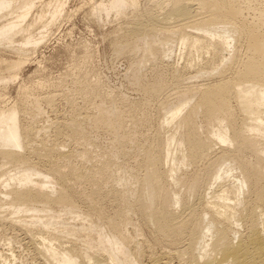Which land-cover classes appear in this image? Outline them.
<instances>
[{"label":"bare ground","instance_id":"bare-ground-1","mask_svg":"<svg viewBox=\"0 0 264 264\" xmlns=\"http://www.w3.org/2000/svg\"><path fill=\"white\" fill-rule=\"evenodd\" d=\"M37 2L41 11L28 21ZM146 3L114 48L142 53L129 65L142 99L117 108L125 99L91 70L75 90L109 104L83 118L116 134V153L94 160L76 123L55 122L52 143L37 141L40 128L22 121L23 104L0 109V225L24 229L45 264H141L146 227L148 250L161 247L151 264H264V0ZM62 6L0 0V48L19 56L0 58V82L15 78L10 71L24 63L25 46L37 44L32 29L50 24ZM128 8L135 12L137 0L100 1L92 14L121 17ZM176 38L183 66L156 69ZM147 57L155 63L148 81ZM203 76L211 79L190 81ZM170 92L174 102L165 98ZM67 99L75 105L73 93ZM153 103L158 123L143 133ZM65 135L76 147L62 149ZM7 260L0 251V264Z\"/></svg>","mask_w":264,"mask_h":264},{"label":"rangeland","instance_id":"rangeland-1","mask_svg":"<svg viewBox=\"0 0 264 264\" xmlns=\"http://www.w3.org/2000/svg\"><path fill=\"white\" fill-rule=\"evenodd\" d=\"M44 1L47 2L49 0ZM100 1L106 2L108 0H62L63 6L57 18L45 27L40 23L32 29V36L37 41V44L25 46L27 52L25 56L23 55L24 63L20 68L10 71V74L15 75V78L12 81L0 82V109L13 103L23 104L26 110L20 115L21 118H24L22 121L31 122L35 128H40L37 141L39 138H45L48 144L52 143V140L55 139V136H53L55 133L53 123L55 122H58L57 124L63 122L80 124L83 134L92 146L91 148L87 147L94 151L92 153L94 160L98 159L99 155L104 151L116 153L117 148L113 147L116 134L104 126H95L91 119L92 115L97 114L102 108L109 107V104L101 96L95 97L90 101L83 100L81 96L75 93V90L79 85L87 82V79L81 78L82 72L91 70L108 90L116 96L125 99L126 102L118 100L117 108L119 106L122 107V104L142 99L143 93L139 89L138 84L131 79V70H129L131 69L129 65L134 60L133 56L139 59L142 53L139 52L141 54L138 53L136 55L132 52L131 55L130 53L127 54L130 51L118 53L114 48L115 43L119 39L124 40L123 34H125L126 28L130 29L136 18L140 17L143 10L145 12L146 8H148L147 0H137L138 8L135 12L128 8L125 15L121 17L113 13H110L107 17L105 15L97 16L92 14V7ZM52 9V7L45 8L44 19H47L48 22H50V18L47 17ZM40 11L41 6L37 2L27 20L34 18ZM139 12L140 15L137 16ZM132 20L134 21L132 22ZM119 34L120 37L118 36ZM122 40H119V42H122ZM170 45L173 50L168 57L163 58L159 63L160 65L157 62L156 65L148 57L145 59V69L142 70L144 76L141 74L143 80H151L155 70L153 64L158 67L156 69H164L167 66L177 68L183 66L186 58L181 57L183 50L180 49L182 47H180L177 38ZM224 54L228 56L227 52ZM130 57H133L132 61ZM0 58L6 61H16L19 56L11 49L0 48ZM136 58L135 60H137ZM147 59L151 63L153 61V63L149 64ZM2 69L0 67V74L5 73ZM192 71L194 70H190V75L194 73ZM167 77H169L167 79L170 81V75H167ZM207 78L209 77L203 76L190 81L196 80L200 82V80L206 79L207 81L211 79ZM69 93L74 94L75 105L73 106L67 99ZM171 93L165 95V98L167 99L169 96L168 100L170 99L169 101L174 102V94L172 93V95ZM126 105L123 108L127 110ZM37 108L40 110L38 113L35 111ZM149 110L152 119L148 123L147 128L143 126V129H141L143 133L148 129L153 131L158 123L156 103H153ZM86 114H91V118L89 119L88 116L83 118ZM150 126L151 128H149ZM66 131L67 129H65ZM58 139H60L58 140L59 144L61 143L62 147H64L62 149L76 147V144L75 146L73 145L74 143H65L66 135ZM118 159L120 160L121 158ZM8 167L7 165L4 168L7 169ZM118 173L113 168L112 174L118 176ZM2 196L0 194V197ZM81 205L82 208L85 207L83 203ZM107 209L111 211L109 206ZM151 232L147 227L142 228V233L144 234L141 233L142 238H140L144 239V249L147 248V250L145 249L143 252L141 264H151L149 261L152 260V255L153 257L157 256L161 250L159 245V247L154 245L155 247L152 246V249L150 247L148 250V245L153 242ZM0 251L8 254L9 260L5 264H45L34 250V246L26 231L20 227L11 226L9 223L0 225Z\"/></svg>","mask_w":264,"mask_h":264}]
</instances>
